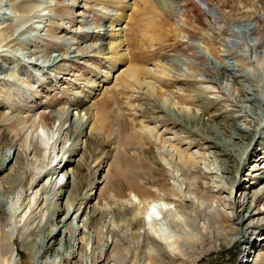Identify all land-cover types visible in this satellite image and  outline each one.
Listing matches in <instances>:
<instances>
[{
  "label": "bare ground",
  "instance_id": "1",
  "mask_svg": "<svg viewBox=\"0 0 264 264\" xmlns=\"http://www.w3.org/2000/svg\"><path fill=\"white\" fill-rule=\"evenodd\" d=\"M10 1L15 0H9L11 12L2 13L0 21L3 18L4 21H21V23H31V25L37 22L42 23L45 15H41L40 12L51 9L52 6L46 5L43 0H20L13 4ZM110 1L114 7L107 5L111 8V12L107 15L109 25H103V29H98L97 26L88 28L91 32H88L90 36L99 35L102 38L100 46L106 47L107 57L105 59L110 63L109 71L103 76L102 84L96 88L98 92L93 93V96L87 100L92 103L88 108L96 104V100L103 92L119 86V83L129 76L135 81V85H142V81L137 78L136 69L127 66L130 62V55L126 45L125 30H127V19L135 8L136 0ZM220 2L223 6L228 4L231 12L239 11L242 6L238 2L235 8L230 0H220ZM98 11L101 13L100 10ZM237 24L233 26L236 30H233L234 38L227 45V52L225 51L224 55L215 54V61L209 60L208 62L213 69L211 73L214 72L217 75H211L209 71L205 74L219 86L222 94L233 103L234 109H228L221 104L223 100H227L226 98L223 100L206 98L205 95L208 92L204 88L198 89L196 93L200 96L194 97L189 94L192 90L186 92L177 88V92L170 98H161L165 104V110L159 112L161 114L158 119L173 121L181 127L182 132H173V128L169 129L165 126L166 122L160 126L155 124L151 126L145 120L146 118L141 117L139 125L134 129L140 148L137 168L143 176L151 177L152 184L157 187L150 189L147 184L131 179L127 182L130 192L128 196H123L119 190L110 193L109 201L115 205L116 210L118 209L129 218L126 230H123L120 223L109 220L106 250L98 263H198L210 253L231 249L245 236H253L258 229L264 227V183L261 184V190H258L260 186L255 188L259 182H264V167L261 166L262 168L255 170L259 166L257 163L261 160L264 163V150H261L258 158L252 159L256 147L262 146L261 143L264 140V44L259 42V36L252 25L242 24L240 21ZM47 26L49 25L34 28L39 34V31L46 30ZM83 28L87 29V25L80 29ZM77 35L79 36V33ZM207 39L208 37L203 35L197 42L205 46V56L206 54L212 55L213 51L212 47L207 44ZM25 40L27 39L24 41L19 38L10 39L0 34V60L4 59L9 63L4 66L0 65V80L5 87L8 83V86L12 84V88L14 86L18 90L22 85H27L20 74L15 76L14 68L11 69L9 66L14 56L19 58L17 51L25 52V55H29L28 57L32 54L28 52L30 43ZM76 45L78 47L75 58L81 55V58L93 57L85 55L86 50L82 48L83 44L76 43ZM242 46H246V50L242 49ZM95 49L94 46L87 52ZM239 50H242V54H239ZM103 51L101 49V54ZM33 56L36 58L32 57L34 61L30 64L35 67L40 66L41 62L48 63L47 60L41 59L42 56ZM29 59L31 61V58ZM66 59L67 56L64 57L62 54L56 59L53 58L48 64L54 67ZM120 65L126 66L121 68ZM17 70L24 72L26 69L22 65ZM239 78L247 79V87L240 83ZM151 80L148 81L145 78V85L148 89L155 91V83H151L153 86L149 84ZM223 84H226L225 87H221ZM236 91L237 97L234 95ZM6 92L5 88L0 86V94ZM2 94L0 104L2 102L6 104L8 98L11 100L12 96L4 97ZM243 95L244 98L241 97ZM129 105L133 108L131 104ZM212 107L216 108L215 113L217 114L213 113ZM52 113L54 120L59 124L58 133L61 137L56 140L62 147L60 152L68 154V158L64 160L63 157L61 161L58 159L59 163L54 168L50 165L43 167L44 169L38 174L33 170L27 171L25 163L28 159V152L36 158L46 157V150L42 147L43 140L37 138L40 135L36 127L39 124L49 127L48 122L51 120L44 116L39 118L38 123L30 122L25 118L16 117L11 112L9 114L5 112L6 117L1 123L7 131H11L8 132L12 133V136H10L8 148L2 149L4 151L0 156V172L4 171L6 166L13 161L14 164L10 172L3 175L0 180V264H21L16 261L17 256L15 257L18 248L14 235H9L5 230L9 224H14L15 228H18L17 224L24 221L23 227L18 229L17 242L22 244L20 249L30 255L32 264H61L65 261L70 262L75 257L76 240L78 244L88 242L86 229L95 225L98 216L102 218L105 214L102 207L106 202L101 204V208L100 205L95 204L92 214L85 213L92 201V194L83 193L81 170L92 142L98 143L100 139L109 141L108 121L105 117L99 120L98 116L101 111L96 109L85 113L84 116L80 113V118H77L72 109L66 112L57 110ZM232 113H237L238 116L234 117ZM132 116L140 117L137 114ZM206 116L209 119L214 116L222 117V121L217 123V126L215 125L220 138L211 137L195 125L196 122L204 125ZM131 121L135 122L133 119ZM65 123H69L66 129L64 128ZM159 128H164V130L161 132ZM87 130L91 132L90 136ZM169 134L173 137H169ZM48 137L46 143L50 144L54 138L50 134ZM244 140L250 141L251 145L243 143ZM67 142H72V144L66 150ZM147 146H150V149ZM218 148H221L219 152ZM83 150L82 157L76 161L75 157ZM207 151H212V155L216 156V166L207 156ZM59 154L56 158H59ZM218 155L224 158L220 159ZM73 162H77L75 167L71 166ZM249 163L252 169L246 175ZM153 164L157 167L153 168ZM162 164L165 165L164 168ZM43 165H45L44 162ZM61 173L67 178V182L60 186L57 179ZM55 175H57L56 180ZM71 177L74 179L72 184L69 182ZM166 178L169 183L159 187L162 183L161 179L164 181ZM177 182H179L178 185ZM39 184L34 204L30 205L28 192ZM26 186V196L21 203L19 202L23 194L18 196L17 204L10 213V219L5 221L3 217L5 213L1 208L9 203L14 190H21ZM107 188L106 185L103 189ZM131 195L138 199L139 205L133 202ZM44 216H47L46 221H43ZM79 232H84L81 239H78ZM260 240L263 244L249 242V246L245 249L248 250L249 256H253V264L264 263V235L260 237ZM133 242L137 245L134 247L137 254L132 258L134 259L132 262L124 256L121 258L117 248L123 243ZM30 243L32 246H29ZM38 244L40 248L37 247ZM56 245L58 246L55 247ZM129 248L127 246V249ZM19 256L21 261V254ZM186 260L189 262L187 263Z\"/></svg>",
  "mask_w": 264,
  "mask_h": 264
},
{
  "label": "rangeland",
  "instance_id": "2",
  "mask_svg": "<svg viewBox=\"0 0 264 264\" xmlns=\"http://www.w3.org/2000/svg\"><path fill=\"white\" fill-rule=\"evenodd\" d=\"M15 1L19 2L20 0ZM15 1L10 2L13 4ZM43 1L46 5L50 4L52 6L50 7L51 9L40 12L41 15H45V20L42 23L37 22L35 25L32 24V26L31 23H21V21L13 22L12 20L4 21L3 18L0 21V34H4L6 38L8 37L10 39L19 38L23 41L27 39L25 41L30 43L28 45V52L30 54L32 53L28 57L29 55H25V52L17 51L19 58L14 56L9 65L11 69L14 68L15 76L20 74V77L27 85H22L17 90L14 86L12 88V84L8 86L7 83V87L3 86L0 80V86L5 88V92L8 91L6 92L7 94H1L4 97L12 96L11 100L8 98L6 104L3 102L0 104V156L3 154L2 151H4L2 149L8 148L9 139L12 136V133L9 134L11 131L8 130V132L5 126L1 124L6 117L5 112L7 114L11 112L16 117L25 118L30 122L36 121L38 123L39 118L44 116L51 120L48 122L49 127L42 124L36 127L38 135H40H37V138L43 140L42 147L46 150V157L36 158L29 155L28 152V159L25 163L27 171L33 170L38 174L44 168L48 167V165L51 168L56 167L57 163H59L58 159L61 161L63 157L64 160L68 158V154L60 152L62 147L57 140L58 138L60 139L61 134L58 133L59 124L54 120L52 111L61 110L62 112H66L68 109H72L77 115V118H80V113H83L84 116L85 113H90L94 109L101 111L98 119L101 120L105 117L108 121L107 125L110 129L108 134L109 141L100 139L98 143L92 142L87 151L86 166L84 164L81 170V179L83 180V193L87 192L92 194V201L89 207L86 208L85 213L92 214L95 204L100 205L101 208V204L106 202L102 207L105 214L102 218L98 216L95 225L89 226L86 229V240L89 243L84 242L78 244L76 240L74 247L76 250L75 257L70 262L65 261L61 264H104L98 262H100L106 250L109 220L120 223L123 230H126L127 219L129 218V216L123 215L118 209L116 210L115 205L109 201L108 197L110 193L114 190H119L123 196H128L130 192L127 182L131 179H137L141 184H147L150 189L157 187L152 184L153 180L151 177L143 176L140 169L137 168V158L140 154V148L139 141H137L134 134V129L139 125L141 117L146 118L145 120L151 126L154 124L160 126L163 122H166L165 126H168L169 129L173 128V132H182L180 130L181 127L174 124L173 121L158 119L161 114L159 112L165 110V104H163L161 98H170V96L177 92V88L186 92L187 90H192V93H189L192 97L200 96L196 92L198 89L204 88L208 92L205 97L210 100L227 99L220 91L219 86L206 77V71H209V73L213 71L212 66H209L208 62L209 60L215 61V54L224 55L225 51L227 52V45L234 38L233 30H236V27L233 26L238 25L237 23L239 21L242 24L252 25L259 36V42L264 44V0H230L233 2L235 8H237L238 2L242 5L239 11L236 12H231L228 4L226 6L220 4V0H136L135 8L127 19V30H125L127 38H125L130 55V62L127 66L136 69L137 78L142 81V85H135V81L129 76L119 83L118 88L115 87L116 89L114 88L108 92H103L98 97L99 99L96 100V104L93 107L91 106V108L88 107L92 103L87 102V100L93 96V93L96 94L98 92L96 88L102 84L103 76L109 71L108 66L110 63L105 59L107 57L105 55L107 54L106 47L100 46L102 38L99 35L97 37L90 36L89 33L91 32H89L90 29L88 28L97 26L98 29H103V25H109L110 21L107 16L111 12L109 6H114L111 5L110 0ZM10 9L9 0H0V16H3L2 13L5 12L10 13ZM46 24L49 25L46 30L44 29L43 31L41 29L42 31L40 30L39 34L36 33L34 27H44ZM86 25L87 29H80ZM1 28H3L2 31ZM22 28L24 29L23 31ZM203 35L208 37L206 41L213 49L212 55L206 54L205 56V46L197 43ZM76 43L83 44V47H81L86 50L84 51L85 55H92L93 57L81 58V55L79 58H75L77 54L76 48L78 47ZM94 46L96 47L95 50L87 52ZM241 48L246 50V46H242ZM101 49L104 50V55L101 54ZM241 52L242 50H239V54H242ZM62 54L64 57L67 56V59L59 62L58 64L60 65L53 67L48 64L51 63L49 61L53 58L56 59L57 56ZM33 55L42 56L41 59L47 60L48 63L41 62L42 64L40 66L35 67L30 64L34 61L32 57L36 58ZM29 58H31V61ZM6 64H9L6 60H0L1 66ZM22 65L25 66L26 70L19 72L17 69ZM125 66L120 65L121 68ZM41 69L44 70L42 71ZM9 74H12V72H9ZM211 75L217 74L213 72ZM145 78L148 81L152 79L149 84L152 82L155 83V91L148 89L144 82ZM12 79L14 80L15 78ZM238 80L242 85L247 87L248 81L246 78H239ZM225 85L223 84L221 87H225ZM234 93L235 97H237V91ZM241 97L244 98V95ZM227 101L228 99L223 100L221 104L228 107V109H234L232 107L233 103ZM214 108L212 107V111L214 114H217L215 113L216 108ZM134 114L140 115V117H133L132 115ZM87 115L89 116V114ZM232 115H235L234 117L238 116L237 113H232ZM83 116L81 115L82 118ZM131 119L135 120V122H132ZM207 119H209L208 116H206L204 125L201 122H196L195 125L211 137L220 138L221 136L218 134L219 132L215 128V125L217 126V123L222 121V117L214 116L212 119ZM68 126L69 123H65L64 128L66 129ZM160 130L162 132L164 128ZM49 134L54 138L50 144L46 143L47 138L49 139ZM87 134L90 136L91 132L87 130ZM169 135V137H173L171 134ZM243 143L251 145V142L247 140H244ZM71 144L72 142L65 144L66 150L70 148ZM261 144L262 146L256 147L252 159L258 158L261 150H264V140H262ZM147 148L150 149V146H147ZM220 149L218 148L217 151L219 152ZM212 151H207V156L216 166V156L212 155ZM58 153H60L59 158H56ZM83 153L84 150L80 151L79 155L75 157V160H80ZM50 156L54 158L51 159ZM217 157L220 159L224 158L222 155H218ZM43 162L45 165H43ZM76 163L73 162L71 166L75 167ZM250 163L246 169L248 170L246 175L252 169ZM13 164L14 161L10 165H7L4 171L0 172V180L3 175L10 172ZM154 164L152 167H157ZM257 165L259 166L255 170H258L259 167H264L262 160ZM162 166L163 168L165 167L164 164ZM56 177L57 175L54 176L55 180ZM57 182L60 186L64 185L67 182V178L61 173ZM69 182L71 184L74 183L73 177L69 179ZM161 182L159 187L169 183L167 178L164 181L161 179ZM179 182H177V185ZM263 183L262 181L259 182L255 185V188L260 186L258 190H261V184ZM106 185L108 188L104 190L103 188ZM39 187L40 184L28 192V196H30L29 201H31L30 205L34 204V198ZM26 189L27 186L21 190H14L9 203L3 205V208H1L2 212L5 213L3 216L5 221L10 219V213L17 204L18 196H21V194L23 196L19 203L23 201L26 196ZM101 190L102 193L100 196ZM131 199L139 205L138 199L133 195H131ZM22 214L24 215V212ZM46 218L47 216H44L43 221H46ZM104 221L107 223H102ZM23 223L24 221L17 224L18 228H15L14 224H9L10 226L8 225L5 230L9 235L13 234L16 240V247L18 248L16 250L18 254L15 253V257L17 256L16 261L21 264H32L30 262V255L22 251L20 249L22 244L17 242L18 229L23 227ZM79 233L78 239H81L84 232ZM263 235L264 227H261L255 235L245 236L231 249L210 253L198 263L193 264H253V256H249L247 254L248 250L245 249L249 246V242L263 244L260 240V237ZM29 246H32V243ZM127 246L130 247L129 249L131 251L127 249ZM37 247L40 248V244ZM131 247L134 248L137 245L134 242L131 244L123 243L118 246L117 252L121 258L124 256V258L132 260L133 262L134 259L132 258L137 253L135 252L136 249ZM20 254L22 256L21 261ZM186 262L188 263L189 260H186Z\"/></svg>",
  "mask_w": 264,
  "mask_h": 264
}]
</instances>
